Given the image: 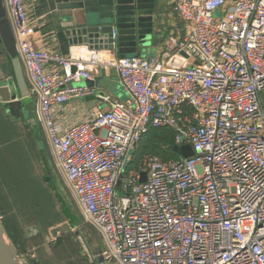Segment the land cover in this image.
Segmentation results:
<instances>
[{
	"label": "built area",
	"instance_id": "1",
	"mask_svg": "<svg viewBox=\"0 0 264 264\" xmlns=\"http://www.w3.org/2000/svg\"><path fill=\"white\" fill-rule=\"evenodd\" d=\"M2 4L54 169L108 264H264V0H169L182 38L156 55L86 60L37 48L25 0ZM99 68L127 100L67 87ZM86 96L108 107L60 121ZM149 127L193 155L130 168Z\"/></svg>",
	"mask_w": 264,
	"mask_h": 264
},
{
	"label": "trees",
	"instance_id": "2",
	"mask_svg": "<svg viewBox=\"0 0 264 264\" xmlns=\"http://www.w3.org/2000/svg\"><path fill=\"white\" fill-rule=\"evenodd\" d=\"M0 72L5 78L13 77L8 59L0 62ZM32 100L24 103L19 120L13 119L0 103V224L18 256L29 264H91L71 232L46 242L50 229L65 220L72 229L83 227L93 255L102 252L99 237L82 222L77 209L69 207L55 189L51 190L45 176L39 177L36 172L37 161L45 173L51 167L42 130L27 120L35 119ZM37 139L43 143L41 150ZM174 146L173 130L149 127L133 153L130 168L137 169L145 156H156L165 162L178 160L180 156L173 151Z\"/></svg>",
	"mask_w": 264,
	"mask_h": 264
},
{
	"label": "water",
	"instance_id": "3",
	"mask_svg": "<svg viewBox=\"0 0 264 264\" xmlns=\"http://www.w3.org/2000/svg\"><path fill=\"white\" fill-rule=\"evenodd\" d=\"M161 0H41L51 36L59 45L63 56H69L72 47L85 46L89 50L112 51L120 58L139 56L148 48L157 47L161 42L159 26V2ZM113 32L115 37L113 38ZM0 44L5 60L11 64L12 78L0 84V103L9 115L20 119L24 103L30 98L27 83L11 34L2 0H0ZM112 76L117 77L115 71ZM107 78L85 81L88 86L98 87ZM107 82V81H104ZM73 83L67 84L70 88ZM107 86V84L105 85ZM34 125L36 119L30 120ZM37 125V124H36ZM39 150L43 143L37 139ZM173 151L180 157L193 155L189 145L174 146ZM145 177L143 176L142 181ZM54 190V179L50 172L44 179ZM71 231L68 223L52 229L50 235L56 239ZM79 236V232H74ZM0 264H29L20 259L17 250L0 224ZM91 264H108L103 254L92 256Z\"/></svg>",
	"mask_w": 264,
	"mask_h": 264
},
{
	"label": "crops",
	"instance_id": "4",
	"mask_svg": "<svg viewBox=\"0 0 264 264\" xmlns=\"http://www.w3.org/2000/svg\"><path fill=\"white\" fill-rule=\"evenodd\" d=\"M27 5V13L31 21V31L35 37L36 46L37 48L41 49L43 47L47 49H56L60 55V49L57 42L51 36V29L49 28L48 20H45L43 17L45 12L41 10V0H25ZM159 6V26L158 29L160 30V38L161 42L157 45V47L148 48L141 56H151L156 55L161 52L162 46L161 44L163 41L168 38L169 36H176L182 38L185 34V27L179 21L176 14L172 11L170 7L169 0H161L158 4ZM46 44V45H44ZM88 51L85 46L79 47H72L70 49L69 56L79 58L81 60H86ZM63 56V55H62ZM93 76L95 78H107V80H103L99 83L98 87L95 86H88L85 84V81H81L78 83H73L74 87L77 86H85L88 88H93L95 94H104L107 99H117L114 97L115 91L114 88H120L121 84L117 77L112 76L111 72H106L102 69L94 70ZM108 74V76L105 75ZM10 77L7 78V80ZM107 81V82H104ZM107 84V86H105ZM125 93V90H123ZM126 95V94H125ZM127 99L129 96H126ZM126 99V100H127ZM33 101V100H32ZM108 107L107 103L100 101L95 96H86L83 99H73L65 104L62 108V111L59 113V119L63 123H67L70 121H76L80 118V116H84L90 110L100 108L106 109Z\"/></svg>",
	"mask_w": 264,
	"mask_h": 264
},
{
	"label": "rangeland",
	"instance_id": "5",
	"mask_svg": "<svg viewBox=\"0 0 264 264\" xmlns=\"http://www.w3.org/2000/svg\"><path fill=\"white\" fill-rule=\"evenodd\" d=\"M221 16V13L219 12V11H217L215 14H214V17L215 18H218V17H220ZM4 52H3V49H2V47H1V44H0V62H3L4 61ZM5 81H7V78H5V75L2 73V72H0V82L1 83H3V82H5ZM0 83V84H1ZM113 90L115 91V95H114V97H116L118 100H120V101H125L126 99H127V93L125 92L124 93V88L122 87V85L120 86V88H117V87H115L114 88V86H113ZM126 94V95H125ZM32 100V98H28L27 99V102H30ZM28 120V122L30 121V119H27ZM37 124V126H38V123H36ZM35 124V125H36ZM48 162H49V166L51 167V171H50V173L52 174V177H53V179H54V183H53V185H54V189L56 190V192L59 194V195H61L64 199H65V201H66V203L68 204V206L69 207H74L75 209H77V207H76V204L74 203V201L72 200V198H71V196L69 195V193H68V190H67V188H66V186H65V184L63 183V181L61 180V178L57 175V173H56V171H55V169H54V166H53V163H52V159H51V157H50V155L48 154ZM35 166H36V172H38V175H39V177L40 176H42V175H44L45 177L47 176V173H45V172H43V170H41L40 169V167H39V165H38V161L35 163ZM47 184H42V186L43 187H45ZM50 188H51V190H52V186H49ZM54 202H55V200H54ZM55 208H56V210H58L59 208H58V205H57V203L55 202ZM76 211H78V209L76 210ZM78 215H79V217L81 218V220H82V222L85 224V225H87L84 221H83V219H82V217H81V215L79 214V212L77 213ZM76 216V215H75ZM74 219H76L75 221H77V219H78V217L76 216ZM63 223H68L67 221H65V220H63L60 224H58V225H55V226H53L51 229H50V231L52 230V229H54V228H56V227H58V226H60L61 224H63ZM81 228H83V227H75L74 229H72L71 228V233L72 234H74V232H79V236L80 237H78V236H76L77 238H78V240H79V242H80V244H81V247H82V250H83V252H82V254H83V256H85V257H87V259L90 261V263H91V257L92 256H97V255H100V254H97V255H93V252H92V250H91V247H89V237L86 235V233L81 229ZM50 231H49V233H48V236L46 237V242H48V241H50V240H54V239H52V237H51V235H50ZM32 232H34V231H32ZM59 237V236H58ZM100 243V242H99ZM100 245V244H99ZM101 248H102V250H104V246L101 244ZM34 257V256H33ZM20 259H22L21 257H19ZM24 259V258H23ZM25 261H27L26 259H24Z\"/></svg>",
	"mask_w": 264,
	"mask_h": 264
}]
</instances>
